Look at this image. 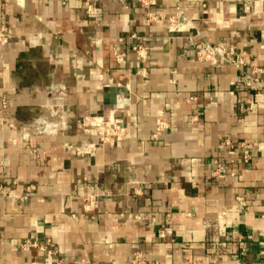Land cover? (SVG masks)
<instances>
[{"label": "crops", "instance_id": "1", "mask_svg": "<svg viewBox=\"0 0 264 264\" xmlns=\"http://www.w3.org/2000/svg\"><path fill=\"white\" fill-rule=\"evenodd\" d=\"M0 23V264H264V0H0Z\"/></svg>", "mask_w": 264, "mask_h": 264}, {"label": "built area", "instance_id": "2", "mask_svg": "<svg viewBox=\"0 0 264 264\" xmlns=\"http://www.w3.org/2000/svg\"><path fill=\"white\" fill-rule=\"evenodd\" d=\"M145 6L151 5L154 0H141ZM91 6H88V10H90ZM13 37V32L9 29L6 25L0 23V43L6 44L8 43L11 38ZM135 37V36H133ZM132 51L136 55V58L140 62H145L148 58V47L145 46L143 43L137 40V42L132 46ZM114 59L117 64L123 65L126 63L127 54L119 52L118 50H114ZM196 56L198 60L201 61H223L229 64L234 65L237 69H243L247 64V57L246 54H235L234 50L228 48L224 45L218 44H211L209 42H201L196 46ZM264 96V95H263ZM264 100V98H263ZM262 100L256 99L249 107L250 111H256L261 108ZM106 125V126H105ZM123 121L120 119H115L113 122L109 124L104 123H91L89 126L86 127V132L92 137L93 141L88 144L85 149L79 148L76 149L77 153L80 154H92L93 149L96 143L104 142L106 140L110 141L111 139H120L123 135L124 131ZM245 160L249 159V154L245 152ZM215 177H222L224 175V171L222 169H218L216 172L213 173ZM0 191L6 192V194L10 197H15L16 193L12 190L5 191L2 187H0ZM239 203L243 205L242 199H238ZM94 205V201H88L87 207H91ZM160 236L163 237V232L160 233ZM24 248L28 247H35L39 250L46 252L48 258H53L57 255V250L53 247L50 242L45 244H38L36 242L26 241L23 244ZM139 256L136 255V259ZM71 264H87L85 260L75 261Z\"/></svg>", "mask_w": 264, "mask_h": 264}]
</instances>
